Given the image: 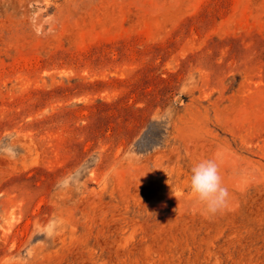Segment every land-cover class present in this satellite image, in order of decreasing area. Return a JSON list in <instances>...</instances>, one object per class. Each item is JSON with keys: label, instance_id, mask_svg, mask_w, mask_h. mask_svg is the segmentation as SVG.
<instances>
[{"label": "rangeland", "instance_id": "obj_1", "mask_svg": "<svg viewBox=\"0 0 264 264\" xmlns=\"http://www.w3.org/2000/svg\"><path fill=\"white\" fill-rule=\"evenodd\" d=\"M0 264H264V0H0Z\"/></svg>", "mask_w": 264, "mask_h": 264}, {"label": "clouds", "instance_id": "obj_2", "mask_svg": "<svg viewBox=\"0 0 264 264\" xmlns=\"http://www.w3.org/2000/svg\"><path fill=\"white\" fill-rule=\"evenodd\" d=\"M191 172V189L205 205L206 211L215 214L226 208L229 192L222 184L217 163L211 159L200 161L192 167Z\"/></svg>", "mask_w": 264, "mask_h": 264}]
</instances>
